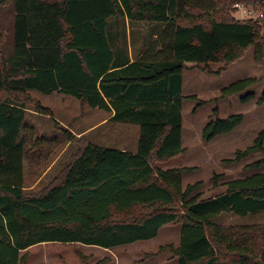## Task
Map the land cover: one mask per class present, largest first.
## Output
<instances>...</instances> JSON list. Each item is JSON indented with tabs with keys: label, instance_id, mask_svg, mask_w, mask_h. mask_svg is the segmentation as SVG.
Listing matches in <instances>:
<instances>
[{
	"label": "trees",
	"instance_id": "obj_1",
	"mask_svg": "<svg viewBox=\"0 0 264 264\" xmlns=\"http://www.w3.org/2000/svg\"><path fill=\"white\" fill-rule=\"evenodd\" d=\"M240 6L257 11L258 18L227 15ZM143 23L153 25L156 36L142 43L143 53L130 63L128 30ZM249 48L264 64V0H0V264H26L21 253L45 243L108 250L150 241L169 224H179L178 245L163 246L155 256L168 253L176 264H264V226L213 223L222 213L263 212L264 172L225 181L223 193L201 199L200 183L182 188L188 169L156 166L184 153L186 65L227 67ZM256 83L236 81L221 97ZM29 91L113 111L110 122L139 126L136 151L86 143L46 187L25 191L27 135L34 133L26 106L51 116ZM252 98L247 94L241 101ZM258 104H264V88ZM217 113L215 108L202 129L205 143L243 122L242 115L220 119ZM57 133L53 139H72L68 130ZM47 142L36 136L32 145ZM263 144L259 133L232 162L259 153L262 158L246 168H263ZM220 178H212L215 187Z\"/></svg>",
	"mask_w": 264,
	"mask_h": 264
},
{
	"label": "rangeland",
	"instance_id": "obj_2",
	"mask_svg": "<svg viewBox=\"0 0 264 264\" xmlns=\"http://www.w3.org/2000/svg\"><path fill=\"white\" fill-rule=\"evenodd\" d=\"M226 13L238 20H255L259 16L257 11L244 6L235 7ZM154 33L153 25L143 23L136 24L134 28L129 27L127 41L131 44V50L154 40ZM245 78H254L257 83L243 93L221 97L223 88ZM263 88L264 64L254 59L251 48L227 67L221 62L206 66L187 64L183 71L182 96L185 99L181 107V146L184 153L157 163L156 166L163 170L188 169L182 176V188L200 183L196 193L201 199L223 193L221 184L225 181L264 172V167L259 170L246 168L262 158L259 153L239 162H232L238 151L250 147L259 133L264 134V104H258ZM247 94H253V98L242 102L241 98ZM28 96L47 108L51 116L37 114L31 103L26 106V119L34 128V133L27 135L30 141L26 146L28 155L23 162L25 191H38L46 187L86 143L104 148H122L128 152L136 151L139 126L112 123L109 121V113L91 109L70 96L57 93L44 95L36 91H29ZM192 97L194 99L189 100ZM199 101L204 104L196 108ZM215 108L220 119L242 115L243 122L232 132L205 143L201 139V132L213 118L212 111ZM54 123L59 126L57 129L68 130L72 139H53V135L58 136ZM36 136H43L48 142L36 147L32 145ZM228 160L231 162H226ZM215 175L221 176L216 187L212 182ZM213 223L223 228L239 225L264 226V211L246 216L222 213ZM179 228V224H169L162 227L156 238L150 241H139L108 250L78 243H45L33 246L21 255L27 254L26 264H98L100 261L104 264H176V259L168 253L159 256L155 254L163 246L178 245Z\"/></svg>",
	"mask_w": 264,
	"mask_h": 264
},
{
	"label": "crops",
	"instance_id": "obj_3",
	"mask_svg": "<svg viewBox=\"0 0 264 264\" xmlns=\"http://www.w3.org/2000/svg\"><path fill=\"white\" fill-rule=\"evenodd\" d=\"M153 37H155V36H153ZM153 39H155V38H153ZM127 43H128V56H129L130 63H132L143 53L144 49H142V46H141V48H135L134 47L133 50H131V44L128 41H127ZM182 88H183V81H182ZM107 113L110 114V117H109V119H110L113 115V111L107 112ZM91 144L94 146H97V147H101L100 145H97V144H93V143H91ZM102 148H104V147H102ZM109 149H113V148H109ZM116 150L126 151L125 149H122V148H120V149L116 148ZM134 152L135 151H133L131 153H134Z\"/></svg>",
	"mask_w": 264,
	"mask_h": 264
}]
</instances>
